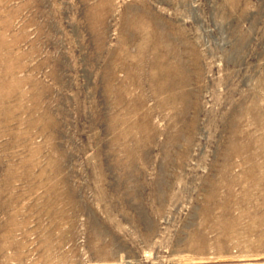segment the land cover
Returning <instances> with one entry per match:
<instances>
[{"label":"rangeland","instance_id":"obj_1","mask_svg":"<svg viewBox=\"0 0 264 264\" xmlns=\"http://www.w3.org/2000/svg\"><path fill=\"white\" fill-rule=\"evenodd\" d=\"M0 264H264V0H0Z\"/></svg>","mask_w":264,"mask_h":264}]
</instances>
